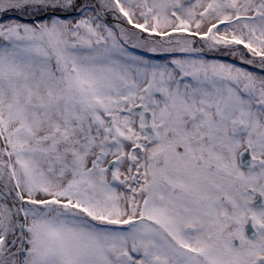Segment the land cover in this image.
I'll use <instances>...</instances> for the list:
<instances>
[{
  "label": "snow or ice",
  "instance_id": "obj_1",
  "mask_svg": "<svg viewBox=\"0 0 264 264\" xmlns=\"http://www.w3.org/2000/svg\"><path fill=\"white\" fill-rule=\"evenodd\" d=\"M0 264H264V0H0Z\"/></svg>",
  "mask_w": 264,
  "mask_h": 264
},
{
  "label": "rangeland",
  "instance_id": "obj_2",
  "mask_svg": "<svg viewBox=\"0 0 264 264\" xmlns=\"http://www.w3.org/2000/svg\"><path fill=\"white\" fill-rule=\"evenodd\" d=\"M69 15H75V14H69ZM109 20H111V17H109ZM136 51H137V54L148 55L150 59H154V60H156L157 62H159V58H158V57H152L150 54L141 53V52H139L138 50H136ZM211 55H214V54H211ZM229 57H230V56H229ZM206 58H208V59H216V58H214V57H210V56H208V55H206ZM223 59H224V60H225V59H229V61H225V62H231L230 59H232V58L230 57V58H223ZM224 60H222V61H224ZM248 69H249L250 71H259L258 69H255V68H252V67H248ZM257 200H258V199H257Z\"/></svg>",
  "mask_w": 264,
  "mask_h": 264
},
{
  "label": "water",
  "instance_id": "obj_3",
  "mask_svg": "<svg viewBox=\"0 0 264 264\" xmlns=\"http://www.w3.org/2000/svg\"><path fill=\"white\" fill-rule=\"evenodd\" d=\"M241 159H242V161H247L248 159H250V157L248 156L247 153H244ZM259 202H260V198L258 197V200L256 201V203L259 204ZM246 233H247V235L251 236V227H250V225L246 226Z\"/></svg>",
  "mask_w": 264,
  "mask_h": 264
},
{
  "label": "flooded vegetation",
  "instance_id": "obj_4",
  "mask_svg": "<svg viewBox=\"0 0 264 264\" xmlns=\"http://www.w3.org/2000/svg\"><path fill=\"white\" fill-rule=\"evenodd\" d=\"M210 57H214L216 59H219V60H224L223 58H230L228 55H224V54H214V55H211L210 53L209 54H206ZM224 61H229V59H225ZM231 62H234L232 59H230ZM245 67H251V66H245Z\"/></svg>",
  "mask_w": 264,
  "mask_h": 264
}]
</instances>
